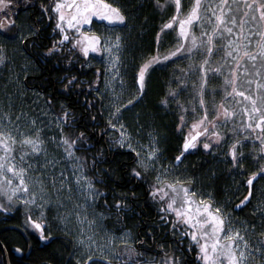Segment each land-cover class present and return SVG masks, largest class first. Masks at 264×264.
<instances>
[{
	"label": "snow or ice",
	"instance_id": "snow-or-ice-1",
	"mask_svg": "<svg viewBox=\"0 0 264 264\" xmlns=\"http://www.w3.org/2000/svg\"><path fill=\"white\" fill-rule=\"evenodd\" d=\"M154 4L162 10L171 9V15L156 33L155 52L139 58L135 53L131 57L126 54L128 45L116 32L127 23L126 9L119 0H53L46 10L56 16L61 46L69 42L70 51L82 55L85 64L89 63L90 54H97L104 61L105 67L95 70V80L89 82V88L96 92L101 111L107 100L108 128L117 133L110 137V143L135 154L133 175L142 177L149 169L156 173L149 195L159 203L162 228L178 240L175 251H180L188 239V251H195L199 264H264V232L253 241L248 234L256 233L254 222L237 228L226 215L225 205L213 193L197 191L194 184L185 182L191 178L179 174L169 178L175 168L162 163L157 167L163 156L158 134L149 132L147 143L137 139L134 146L132 133L120 119L122 110L143 98L150 70L176 64L177 60L188 61L185 67H173L172 83L177 87L170 88L161 101H176L183 113L177 125L183 133V145L175 157L176 167L190 150L202 147L211 153L226 145L224 159L231 172L247 175L243 181L247 195L235 208L250 202L253 182L264 179V0H190L187 6L183 0H154ZM14 6L15 0H0V30L16 26ZM95 22L104 26L103 32L93 30ZM33 31L20 34L22 45ZM171 32L175 33L169 41L172 46L165 51L162 41ZM54 51L56 43L47 49L48 53ZM8 59L7 49L0 43V64H6ZM213 80H222V84L212 87ZM75 82L76 78L71 77L65 88ZM189 88L190 108L179 101L181 93ZM125 94L131 99H125ZM7 107L8 111L0 109V210L9 212L23 207L26 224L38 231L41 240H47L52 233L49 229L45 235V209L51 212L52 192L59 197L67 191V196L56 201L57 208H64L65 213L58 212L57 218L73 236L77 264H112L114 259L119 264L125 255L124 264H141L138 257L144 253L129 244L130 232L98 235L103 230L104 213L96 211L99 190L95 185L102 181L89 177L86 159L76 155L84 133L72 139L63 131L70 126L69 113L65 111L63 118L48 121L47 127L63 123L58 133L49 137L45 113H41V119L23 109L14 113L11 102ZM186 117H193L190 124ZM142 130L141 125L136 135ZM50 144L59 150L57 155H49ZM249 144L252 147L246 151ZM249 159L255 169L250 173L244 163ZM73 191L77 200L69 209ZM225 202H230L227 197ZM125 207L116 201L118 210ZM258 214L264 218V208L258 209ZM69 224L74 227L68 228ZM261 224L264 226V219ZM101 240L107 243H100ZM116 241L125 244L122 251L114 246ZM158 247L164 249L162 243ZM175 251L169 245L159 260L153 257L148 264H181L183 253L177 256Z\"/></svg>",
	"mask_w": 264,
	"mask_h": 264
},
{
	"label": "trees",
	"instance_id": "trees-1",
	"mask_svg": "<svg viewBox=\"0 0 264 264\" xmlns=\"http://www.w3.org/2000/svg\"><path fill=\"white\" fill-rule=\"evenodd\" d=\"M52 3L53 0H15L13 10L16 26L0 30V36L12 39L19 32L27 35L26 30H34L23 45L20 42L13 44L15 52L23 55L22 58L30 63L22 81L25 92L40 95L55 117L63 118L65 111L69 113L67 121L70 126L63 128L66 135L76 139L79 133H84L85 139L78 141V145L82 146L77 147L76 155L86 159L87 175L102 181L95 185L99 190L96 209L104 213L103 224L106 230L113 234L130 232L132 241L129 244L144 253L143 257H138L141 264L149 262L153 257L159 260L162 251L167 250L169 245L175 251L178 240L162 228L159 203L149 195L151 185L155 182L154 173L147 171L142 177H135L132 173V168L136 167L134 153L110 143V137L117 133L108 128L106 111H101L96 92L89 88V82L95 80V70L103 69V66H87L82 55L70 51L71 45L68 42L69 46H60L61 34L56 28V16L46 10ZM119 3L125 7L127 14L126 25L119 27L128 45L126 54L131 57L135 53L139 58L141 54L154 53L157 49L156 33L170 17L171 9L157 8L154 0H119ZM54 43L57 51L48 53L47 49L53 47ZM165 43L169 46L168 40ZM170 67L166 65L150 71L143 98L138 103L134 101V106H129L126 111L122 110L121 122L137 138L140 136L136 135V129L141 125V134L157 133L159 148L163 152L162 162L177 168L175 157L182 133L176 125L178 117L183 113L176 106V101H170L163 105L165 107L159 104L170 88L177 87L172 83L173 71ZM71 77L76 78L75 84L65 88ZM182 93L180 103L190 106ZM59 127H63V123L59 122ZM193 151L182 157L178 167L191 178V184H194L197 191L213 193L217 201L225 204V212L231 218L242 223L254 222L256 233L252 236L259 239V234L264 232L261 224L264 218L258 214V209L264 208V180L253 183L250 202L237 209L234 206L247 195L243 186L245 175L231 172L230 166H227L229 164L219 152L205 155ZM244 163L248 172L254 170L250 159ZM226 197L230 202H225ZM118 200L126 206L122 211L116 208ZM22 209L18 207L10 212L0 210V242L8 252L11 264H77L73 258L72 237L51 226L45 231L47 234L50 229L52 236L41 241L36 237V230H30L29 225H25L27 217ZM161 243L164 245L163 250L158 247ZM188 244V239H185L175 255L183 253L181 264H199L195 251H188ZM16 247L22 249V257L17 263L11 253ZM116 248L122 251L125 244L119 243ZM126 260L127 255L119 259V264H124ZM0 264H4L1 249ZM112 264H118V261L114 259Z\"/></svg>",
	"mask_w": 264,
	"mask_h": 264
},
{
	"label": "rangeland",
	"instance_id": "rangeland-1",
	"mask_svg": "<svg viewBox=\"0 0 264 264\" xmlns=\"http://www.w3.org/2000/svg\"><path fill=\"white\" fill-rule=\"evenodd\" d=\"M190 0H183V3L185 4V6H187L189 4ZM94 26H97L94 28V30L103 32L104 31V26L102 24H95ZM93 26V27H94ZM26 32H29L26 30ZM116 32H118L119 34H121L122 29H116ZM23 32H19L17 34L16 37L14 38H4L0 36V43L5 45V48L7 49V54H8V61L6 62V64H0V109H2L3 111H8V104L9 102L12 103L13 105V109L12 111L15 112H19L21 109H23L25 112L29 113L31 116H41V113H45L48 117L47 120H44V123L46 125V130L48 132L49 137H51L52 135L58 133L59 131V122L52 124L50 127H47L48 125V121L51 120L53 117H55L53 115V112L47 108L46 104L44 103V101L42 100L41 96L33 93V92H29L26 93L24 90V87L22 85V81L26 75V72L29 69L30 63L28 62V60H24L23 55H20V53L15 52L14 50V46L13 44L16 42H20V34ZM90 62L92 64L94 63H98L100 65L103 66V68L105 67V63L104 61L100 58L99 55L97 54H90ZM159 66H155V69H159ZM25 69H27V71H25ZM151 71V70H150ZM102 88V86H101ZM183 94V93H182ZM125 99H131L130 96H128L127 94H125ZM162 101V100H161ZM159 104L162 107H165L159 102ZM107 105V100H105V111L107 114V117L109 119V111L106 107ZM189 105H191V103H189ZM180 117V116H179ZM191 118V117H189ZM41 119H43V117L41 116ZM121 121H122V115L120 117ZM188 119V118H187ZM193 119V117H192ZM179 118L177 119V122H179ZM178 124V123H177ZM126 125V124H125ZM127 126V125H126ZM128 128V127H127ZM129 131V129H128ZM188 131V129L186 130V132ZM133 135V134H132ZM147 135L148 134H144V133H139L140 138H137L135 135H133V145L136 146V140L140 139L142 140L144 143H147ZM144 137V138H143ZM125 150H128L126 147H122ZM58 151L55 148V145L50 144L49 145V155L50 156H55L58 154ZM135 155V154H134ZM43 162V160L41 159V163ZM164 164L167 165L170 168H173V166H171V164L163 161L160 159V161L157 164V167H159V164ZM64 166V165H62ZM148 171L152 172L151 169H149ZM154 173V177L156 176V173ZM179 174L182 177L185 178H189L187 175H185L180 167L175 168V171L173 173L169 174V178H171L172 176ZM186 183H191L190 180L186 179L185 181ZM68 193L67 191H65L61 196H57L55 192H52V200L53 203L51 205V212H48L47 209H45L46 215H47V219H48V227H53L54 230L57 231H61L64 232L68 235L69 232L65 230V227L63 226V223L57 218V214L58 212L60 214H65L64 213V208H57L56 206V201L63 199L64 196H67ZM77 200V196L75 194V191H73L72 194V200L70 202H68L67 207L69 209H71L73 207V205L75 204ZM23 208V207H22ZM23 212H25V209H22ZM3 211V210H2ZM97 212H99L96 209ZM10 212V211H9ZM226 213V212H225ZM25 214V213H24ZM226 215H229L228 213H226ZM230 216V215H229ZM33 218H36V214H33ZM233 221V224L239 228L242 224V222L236 221L234 218H231ZM27 226V224H25ZM74 225L73 224H69L68 228H73ZM102 227L103 230L100 231L98 233L99 236H105V235H116L119 236L121 233L119 234H113L111 232H109L108 230H106L103 221H102ZM123 233V232H122ZM249 237L252 239V233L248 234ZM73 239V236L70 235ZM131 239V238H130ZM254 239V238H253ZM74 241V240H73ZM253 241H256V239H254ZM100 243H107L106 240H101L99 241ZM121 242L116 241L114 243V246L116 247L117 244H119ZM76 253L73 252V258L76 260ZM77 261V260H76ZM143 264H148V262H144Z\"/></svg>",
	"mask_w": 264,
	"mask_h": 264
},
{
	"label": "flooded vegetation",
	"instance_id": "flooded-vegetation-1",
	"mask_svg": "<svg viewBox=\"0 0 264 264\" xmlns=\"http://www.w3.org/2000/svg\"><path fill=\"white\" fill-rule=\"evenodd\" d=\"M165 22H167V21H165ZM95 23H99V22H95ZM95 27H97V26H94L93 27V30H94V28ZM119 29V28H118ZM166 31H168V30H166ZM70 34H71V32H70ZM175 36V33L174 32H171L170 33V35H169V37L167 38V39H164L163 40V47H165L164 48V50H167V48H170L171 46H172V44L169 42L173 37ZM168 40V42H169V46H168V44L167 43H165V41H167ZM69 43V42H68ZM68 43H67V41H65L64 42V44L62 45V47H65V46H69L68 45ZM156 45H157V41H156ZM61 46V45H60ZM158 46V45H157ZM187 63H188V61H180V60H177L176 61V64H167V65H170L171 67V70L173 71V67H176L177 65L180 67V65H183V67H185L186 65H187ZM96 64H98V63H94L93 65H96ZM87 66H92V63L90 62V59H89V63H87L86 64ZM160 68H161V66H160ZM173 77V74H172V76H171V78ZM211 83V85H212V87H217L218 88V86L220 85V84H222V80H213V81H211L210 82ZM190 91H191V89L189 88V89H186V92L185 93H183V95L188 99L187 100V102L188 103H191V96H190ZM216 99H217V101H219V99H220V97L219 96H217L216 97ZM187 107H191V105L190 106H187ZM179 118V117H178ZM188 118V119H187ZM186 119L188 120V123L190 124L191 122H192V117L191 118H189V117H186ZM178 124H180V120H179V122H178ZM177 124V125H178ZM177 125H176V128H177ZM178 130V129H177ZM186 130H187V128H185V132H186ZM182 140H183V133H182ZM181 143H182V141L180 142V147H179V149H178V152H177V155H180V152H181ZM229 143H231V141H229ZM252 147V145L251 144H249L248 145V148H246L245 150L247 151L248 149H250ZM202 152L203 154H205V155H209V154H217L218 152H219V154L220 155H223L224 156V153H226V151H227V146L226 145H221V147H219V148H216L215 149V151L214 152H209L208 150H204V149H202V147H200V148H198V149H196V150H194L193 152L194 153H197V152ZM176 155V156H177ZM227 166H229V165H227ZM226 166V167H227ZM225 167V166H224ZM254 169V168H253ZM255 170V169H254ZM253 171V170H252ZM250 173V172H249ZM247 179V175H245V177H244V180H246ZM262 180H264V179H260V180H258V181H262ZM257 181H254L253 183L255 184ZM253 184V185H254ZM243 186L245 187V189L247 190V187H246V185L243 183ZM245 194H247V191H246V193ZM222 204V203H221ZM238 204V203H237ZM225 205V204H224ZM235 207V206H234ZM28 229H30V230H34L32 227H30V225L28 226ZM45 235H47L46 234V231H45ZM36 237L38 238V239H40L39 238V235H38V231L36 230ZM41 240V239H40ZM41 241H46V240H41ZM131 241H132V239H129V243H131ZM137 243H141L140 241H137ZM3 245V244H2ZM118 245V244H117ZM4 247V246H3ZM117 247V246H116ZM17 248H19V247H16V249ZM20 249V248H19ZM4 250H5V254H6V258H7V260H8V262H9V264H11V260L9 259L10 257H9V255H8V252L6 251V249L4 248ZM12 253V255H13V260H14V262L15 263H17V261H20V258L22 257V249H21V251H16L15 249L11 252ZM1 254H2V257H3V260H4V264H5V258H4V253H3V251L1 250Z\"/></svg>",
	"mask_w": 264,
	"mask_h": 264
},
{
	"label": "water",
	"instance_id": "water-1",
	"mask_svg": "<svg viewBox=\"0 0 264 264\" xmlns=\"http://www.w3.org/2000/svg\"><path fill=\"white\" fill-rule=\"evenodd\" d=\"M182 145H183V140H182V143H181V151H182ZM191 151H193V150H190L189 152H191ZM188 153V152H187ZM186 154V153H185ZM175 163H177L176 161H175ZM0 249L3 251V253H4V258H5V264H9V262H8V260H7V258H6V254H5V250H4V247H3V245H2V243L0 242ZM38 264H49V263H46V262H41V263H38Z\"/></svg>",
	"mask_w": 264,
	"mask_h": 264
}]
</instances>
